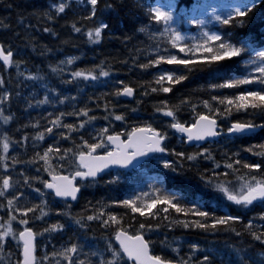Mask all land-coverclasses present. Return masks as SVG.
<instances>
[{"label": "snow or ice", "instance_id": "6c2138e0", "mask_svg": "<svg viewBox=\"0 0 264 264\" xmlns=\"http://www.w3.org/2000/svg\"><path fill=\"white\" fill-rule=\"evenodd\" d=\"M51 11H44L43 15L48 21L54 18L53 13L64 12L66 6H70V0H49ZM78 3L90 5L87 7V16L80 19H91L97 17L98 5L100 0H78ZM259 0H242V7H237L227 17L218 16L217 19L228 24L229 18L234 15L242 14V9H249ZM107 6V5H105ZM176 0H169L166 5L151 7L147 15L150 20L142 24L138 29L140 32H149L153 21L162 22L165 26L158 31L152 32L154 39L166 38L170 40V46L178 48L181 53H186L188 58H182L176 54H168L167 49L157 44L149 51L156 53L155 59L148 60L147 63L140 64L141 68H148L150 65H159L162 61L177 63L188 66L190 60L204 61L208 64L220 61L224 58H231L241 53L242 48L232 44L215 34H205L199 40H194L191 45L184 43L180 32L167 27L169 21L173 20L175 13ZM215 7L204 4H196L192 9H181L179 15L182 17L192 16L193 24H201V19L195 18L204 14V9L213 11ZM23 20V17L20 18ZM99 26L86 27L83 35L87 43L99 42L102 39V29L107 27L106 23L97 17ZM243 25L244 21H238ZM0 27L7 28L0 18ZM31 28L33 26L28 25ZM72 30L81 33V27L72 23ZM43 31L56 32L51 28H44ZM243 43L252 46L250 37L242 38ZM216 41L215 45L210 46L211 42ZM31 43V41H29ZM33 51L36 45L31 44ZM53 49L44 46V53L52 52ZM139 52V49H137ZM80 55H83L81 52ZM264 57V52L260 53ZM79 59L76 55L66 56L55 64L49 62L50 68L56 75L60 76V83H79L81 81L90 84L102 83L107 87V91H102L96 95L89 94L84 106L77 104V99L81 91L77 89L76 94H60L56 87H49L48 83L40 84L44 89V94L39 97L36 87H32L38 81H42L44 74L40 71V65H36V71H32L23 60L13 59V49L10 44L0 41V61L3 64V74H0V209L6 210L7 221L0 223V250L5 247L6 237H11L16 242L18 257L15 264H93L92 257L96 258V264H213L209 255H200L198 259H193L198 251H211L202 245L191 243L188 245L186 257L180 255V245L172 247L168 240L167 233L164 238L159 240L161 245L172 247L176 254V259H170L161 254H153L151 246L155 240L146 239L151 236L154 230L173 229L181 226L185 229H202L207 232L227 231L236 232L234 222L243 219L240 215L225 213L218 215L215 211H209L197 203H185L178 195L170 194L163 187L153 188L149 185L148 192L133 193L123 199H110L106 203L101 201H85L83 207L74 210L73 202L77 200L78 192L84 184H95L97 174L104 169L117 168L126 170L129 167H137L142 161L149 158V154H156V160L165 168L178 171L183 166L184 161L196 162L199 160H212L213 169H204L200 175L201 179L208 185L220 190L227 200L246 208L253 201L264 202V160L261 162H249L240 158L242 151L253 153L264 158V141L259 144H249L246 147L230 152L222 149L223 160H217L210 147H202V143L211 142L220 136H226L231 140L237 135H252L258 129L264 128V120L257 121V115L264 116V60L253 65L250 72L242 78L224 79L220 83L209 84L210 89H220L225 86L234 87L245 83L258 85L253 90H242L234 95H215L210 99L216 104H210L207 99L193 100L185 96L175 105H170L167 98L160 99L154 105L153 115L162 113L170 120L165 121V126H155L151 120H133L131 113L138 111L137 107L130 105H120L124 111H117L118 107L111 104L104 97L111 96L119 98L121 96L133 97L134 88L123 80H114L111 73L115 71L109 64L105 66V60L83 68L72 70L68 66L73 65V61ZM135 63V62H133ZM25 64L24 68L21 65ZM9 66H14L15 77L9 72ZM59 66V67H58ZM131 71V67H129ZM191 71V68H187ZM20 77H23L21 80ZM107 78V79H105ZM16 80L15 86L12 85ZM185 79L184 74H177L173 71L162 70L154 74L152 81H141L140 83L155 82L151 91L155 93H168L171 85ZM30 91L24 93V89ZM146 94V91L145 93ZM65 101H70L71 108L68 111H56L57 105H63ZM93 103L97 108L104 109L102 119L106 124L98 129L92 123L98 117L89 115V103ZM20 105L25 110V114L35 108L44 105L51 106V110L37 112L35 116L25 115V123H17L12 127V123L19 119L17 110L13 104ZM140 101L137 100V106ZM202 106V109L201 107ZM183 108L190 112L187 120H181L178 111ZM244 111L248 118L241 120H230L225 126L223 120L229 118L232 112ZM66 116L77 117L75 122H65ZM119 121L117 125L115 122ZM218 121H221L218 123ZM43 122V123H42ZM32 128L31 133L27 131ZM53 128L57 132L53 133ZM169 129L174 130L170 133ZM11 132V134H10ZM86 132L88 138L82 135ZM15 133H20L17 137ZM50 136L51 142L45 147L42 142L45 136ZM75 134V135H74ZM174 134L177 141H189L195 146L192 152H177L175 148L166 147L168 137ZM62 138H67L72 147H64ZM77 140L79 143H77ZM91 141V142H90ZM220 148V145H217ZM31 148L32 155L27 160H20L21 154H27ZM11 149V152H10ZM259 149V151H254ZM171 153L178 159H169L164 155ZM57 158V163H52V158ZM71 158V164L66 166V158ZM29 165L38 174L29 175L25 167L17 168V165ZM223 164L226 170L230 169L231 174L239 171L234 165H239L245 169L243 175L236 176L238 184L229 186L228 180H218L220 172L215 171ZM252 170H259L253 173ZM47 174V178H45ZM226 171L224 175H228ZM79 178V179H77ZM118 175H112L103 183L119 182ZM37 182L41 185L37 187ZM31 188L38 193V200L31 199L26 189ZM61 198L62 207H51L48 203V195ZM3 201H6L4 203ZM110 205H122L130 209V213H119L110 209ZM160 205L155 211H151L154 206ZM171 208L174 212L170 213ZM31 213V216L28 214ZM38 213V215H37ZM47 213H56L59 219L52 222L48 221ZM139 213L141 217L147 215L151 221L138 220L133 214ZM179 214H183L182 216ZM125 215L128 222L124 221ZM157 217L160 220L157 221ZM259 217V223H255ZM18 221L22 229L14 231L12 221ZM31 221H41L44 225L37 231L30 226ZM98 222L103 228L107 229L102 235L104 247L102 251H85V245L80 242L76 232L69 235L63 241L58 250L47 251V244L51 240V233L64 232L69 226H74L77 231L88 233L89 222ZM252 237L256 240L264 241V212L254 213L243 224ZM256 230H253V229ZM49 235L38 245L37 236ZM110 233V234H109ZM239 235V233H237ZM179 241L181 237L175 236ZM118 242V244H116ZM38 247L42 250V255L37 257ZM57 246L53 244V248ZM239 253L241 250L236 249ZM107 254V259L105 258ZM264 256V252H261ZM238 264H250V261L240 257Z\"/></svg>", "mask_w": 264, "mask_h": 264}, {"label": "trees", "instance_id": "16d2710c", "mask_svg": "<svg viewBox=\"0 0 264 264\" xmlns=\"http://www.w3.org/2000/svg\"><path fill=\"white\" fill-rule=\"evenodd\" d=\"M198 0H178L179 6L189 7ZM59 2V0H56ZM149 0H100L98 5L97 17L100 21L106 23L107 27L102 29V39L99 42L87 43L86 37L82 34L86 27L99 26L97 17L91 19H80V17L87 16V7L70 5L65 8L64 12L53 13L54 18L52 21H48L43 15L44 11H51L49 0H0V18H3V24L8 25L7 28L0 27V41L6 44H10L13 49V59L23 60L25 64L32 70L36 71V65H40V71L44 74L42 81L51 82L56 85L60 94H76L77 89L80 88L77 104L84 106L85 100L89 94L96 95L102 91H107V87L102 83L90 84L87 82L79 83H60L61 77L56 75L50 68L48 63L55 64L57 61L63 59L66 56L76 55L79 59L73 61L72 70L75 68H83L92 64L99 63L101 59L105 60V66L109 64L114 72L111 76L114 80H123L129 83L135 90V99H124L122 96L119 98H113L111 96L104 97L108 99L111 104H115L118 107L117 111H124L125 109L119 107L120 105H130L137 107L136 113H131L130 117L133 120H151L155 126H165V121L170 120V117H165L162 113L154 112V105L160 99L167 98L170 105L177 104L185 96L191 97L194 101L197 99H207L210 104L215 105L216 102L210 99L215 95H234L238 91L253 90L258 87L256 84L245 83L234 87L225 86L220 89H210L209 84L220 83L224 79L230 78H242L250 72V69L256 63L247 61V59L253 56V52L264 46V0H259V3L253 5L249 9H245L241 15H235L228 24H223L220 28L221 41L227 40L232 44H236L242 48L239 55L231 58H224L220 61L208 64L204 61L190 60L188 66L169 63L162 61L159 65H150L148 68L139 67L140 64L147 63L150 59H155L156 53L149 51V48L160 44L162 48L167 49L168 54H176L182 58H188L186 53H181L178 48L170 46V40L166 38L154 39L152 32L158 31L165 25L162 22L153 21L149 32H140L138 29L142 24L147 23L150 20V16L147 15L150 9ZM107 5V6H105ZM23 17V20L20 18ZM238 21H244L241 26ZM72 23H75L77 27H81V33L74 32L72 30ZM28 25L33 27L29 28ZM44 28H51L56 32V35H52L51 32L43 31ZM250 37L252 46L243 43L242 38ZM31 41V43H29ZM217 42H212L215 45ZM31 44L36 45V50L33 51ZM189 45L192 42H188ZM53 49L52 52H47L44 55V46ZM139 49V52H137ZM81 52L83 55H80ZM135 62V63H133ZM25 64L21 65V68L25 67ZM59 67V66H58ZM131 67V71H129ZM187 68H191V71H187ZM162 70L173 71L177 74H184L185 79L178 81L171 85V91L168 93H155L151 91V87L155 86V82L151 85L148 83H140L141 81H152L154 74L160 73ZM8 72L15 77L14 66H9ZM0 74H3V64L0 61ZM22 80L23 77H20ZM107 79V78H105ZM16 80H13L10 87H14ZM146 94H143L145 93ZM24 93L27 91L24 89ZM39 97L41 95L39 94ZM42 98V97H41ZM137 100L140 101L137 106ZM90 109L89 115L97 116L98 118L92 123L98 129L107 123L102 119L104 115V109L97 108L93 103H89ZM202 109V106H199ZM13 108L17 110L19 119L12 123L14 128L17 123H25V115L35 116L37 112L49 111L51 106L44 105L41 108H35L25 114V110L18 104H13ZM71 108L70 101H65L63 105H57L56 111H68ZM178 115L181 120H187L190 116V112L181 108L178 111ZM247 117L244 111L232 112L229 118L223 120L225 126L228 125L230 120L243 121ZM77 117L66 116L65 122H75ZM257 121L264 120V116L257 115L255 117ZM221 121H218V123ZM43 123V122H42ZM117 125L119 121L115 122ZM31 133L32 128L26 129ZM57 132L56 128H53V133ZM170 133H174L169 129ZM11 134V132H10ZM87 139V133L81 132ZM18 137L20 133H15ZM75 135V134H74ZM50 136H45V141L42 142L44 146L51 142ZM54 138V136H52ZM264 141V128L258 129L252 135H237L233 139L229 140L226 136L213 143L201 145L202 147H210L213 156L217 160H223L225 157L221 155L222 149H227L230 152H234L240 149L242 146L246 147L249 144H259ZM91 142V141H90ZM64 147H72L71 143L67 141V138H62ZM77 143L79 141L77 140ZM217 145L221 147L218 148ZM166 147L175 148L177 152H192L195 146H188L185 141L178 142L177 136L171 134L167 141ZM259 151V149H254ZM11 152V149H10ZM32 155L31 148H29L27 154H21L18 159L27 160ZM169 159L176 160L177 157L171 153L164 154ZM240 158L249 162H261L264 158L242 151ZM52 163H57V158H52ZM71 164V158H66V166ZM25 167V170L29 175L37 174L36 170L29 165H17V168ZM239 168V171L234 175L231 174V170H226L221 166L215 171L221 173L219 177H214L218 180H228L230 187L238 184L235 179L236 176L243 175L245 169L239 165H234ZM144 169L145 175L142 177L139 170ZM204 169H213L212 160H199L184 161L182 167L178 171H173L170 168H165L162 164L156 163L154 159L147 160L139 169L134 171H112L102 175L95 184H84L82 187V194L76 203H73V209H79L84 206L85 201L91 199L92 201H101L106 203L110 199H123L126 196L133 193L148 192L149 185L153 188L163 187L172 195H178L185 202L197 203L202 205L209 211H215L218 215H224L230 213L234 215H240L243 219L241 221L234 222L233 226L236 228V232L231 230L207 232L202 229H185L181 226H176L173 229H161L154 230L151 236H145L146 239L155 240L151 246L153 254H161L164 257L170 259H176V254L172 251V247L177 244L180 245V255L186 257L188 253V245L191 243H197L202 245L205 249L211 251H198L193 259H198L200 255H209L213 264H227L225 261V255L232 253L233 259L242 256L244 260L250 261V264H264V256L261 252H264V241L256 240L251 236L250 232L243 227L246 224L247 219L252 217L254 213L264 212V202L253 201L252 204L246 208L235 204L232 201L227 200L223 193L206 184L202 179L200 173ZM228 175H224L225 172ZM253 173L259 170H252ZM112 175L119 176V182L117 183H103ZM47 178V174H45ZM37 187L41 185L37 182ZM30 194L32 200H38V193H35L33 189H26ZM49 196V195H48ZM54 199V198H53ZM4 203L6 201H3ZM60 201L55 200V203L51 206L62 207ZM111 210L119 213H130V209L125 208L122 205H110ZM160 205H156L151 209L155 211ZM4 210V209H3ZM170 213L174 212L169 208ZM38 215V213H37ZM138 220L151 221V217L145 215L141 217L139 213L133 214ZM183 215V214H179ZM49 222L55 219H59V215L56 213H47ZM157 221L160 217L156 218ZM128 222V216L125 215L124 221ZM255 223H259V217H256ZM46 226L42 222L38 224L37 228ZM253 230H256L255 228ZM261 230H264L262 228ZM107 229L103 228L98 222L90 221L88 235L91 239L100 245V250H103L104 241L102 239L103 233ZM73 232L79 236L80 242L83 241V233L77 231L74 226H69L64 232L51 233V240L47 244L49 252L58 250L60 244L67 239ZM167 233L168 240L171 242L172 247L161 245L160 239L164 238ZM239 233V235H237ZM49 235L48 233H46ZM110 234V233H109ZM175 236L181 237L179 241L174 239ZM53 244L57 247L53 248ZM236 249L241 251L238 253ZM237 254V256H236ZM107 259V254H105ZM179 263V261L177 260ZM94 264V263H93Z\"/></svg>", "mask_w": 264, "mask_h": 264}, {"label": "rangeland", "instance_id": "374dc122", "mask_svg": "<svg viewBox=\"0 0 264 264\" xmlns=\"http://www.w3.org/2000/svg\"><path fill=\"white\" fill-rule=\"evenodd\" d=\"M149 6L150 8L153 6L158 5H166L169 3V0H149ZM204 4L209 5L211 7H215L213 11H208L207 9H204V14L202 16H197L195 18L201 19L203 22L201 24H193L191 21L193 19L192 16H185L182 17L179 15L181 9H187L190 10L196 4ZM70 5L75 6H85V4L78 3V0H70ZM90 6V5H88ZM242 0H198L197 2L193 3L191 6H179L178 0H176V8L175 13L177 15L174 16L173 20L169 21L167 24V27H170L174 29L175 31L180 32L181 36L183 37L184 43L188 44V42H194V40H199L201 37H203L205 34H212L215 33L221 38V32L220 28L222 27L223 23L222 20L217 19L218 16L220 17H227L232 11H234L237 7H242ZM68 7V6H66ZM245 9H242V13ZM240 15V14H238ZM235 16V15H234ZM231 16L229 18V21L234 17ZM215 42V41H213ZM212 43V42H211ZM189 45V44H188ZM213 44H210L212 46ZM264 52V46L257 48L253 52V56L247 61H251L253 63H259L261 60H264V57L260 56V53ZM47 82L49 87H56V85L52 84L48 81H38L35 84L32 85V87H36L38 93L41 95V97L44 94V89L40 87V84ZM26 91H30V88L26 89ZM156 163H159L156 159H154ZM160 164V163H159ZM142 177H144L145 172L144 169L139 170ZM38 174V173H37ZM39 196V194H38ZM48 203L50 206H52L55 203V199L49 194L47 197ZM6 203V202H5ZM31 216V213L28 214ZM7 221V213L6 210L0 209V223H4ZM41 221H31L30 220V226H33L34 230L37 231L39 228L38 224ZM12 227L14 231H19L22 229V226L19 225L18 221H12ZM83 233V232H82ZM47 237V234L45 233L44 236H37V244L39 245L45 238ZM83 243L85 245V251L91 250V251H101L100 245L98 243H95L90 236L85 235L83 233L82 236ZM40 239V240H38ZM42 240V241H41ZM40 241V243H39ZM5 247L0 250V264H15V261L18 257V251L16 249V242L11 239V237H6L4 241ZM9 247V248H8ZM38 257L42 255V250L38 247ZM48 251V249H47ZM237 256V254H236ZM93 263L96 264V258L92 257ZM239 258L233 259L232 253H228L225 255V261L227 264H238Z\"/></svg>", "mask_w": 264, "mask_h": 264}, {"label": "water", "instance_id": "95a60500", "mask_svg": "<svg viewBox=\"0 0 264 264\" xmlns=\"http://www.w3.org/2000/svg\"><path fill=\"white\" fill-rule=\"evenodd\" d=\"M134 94H135V91H134ZM123 98H125V99H131V98H133V97H126V96H122ZM221 137V136H220ZM220 137H217V138H215L213 141H216V140H218ZM187 142V144L188 145H192V143L191 142H189V141H186ZM202 144H205V143H202ZM194 146V145H193ZM155 154H149V158L150 157H153ZM147 160V159H146ZM146 160H144V161H146ZM144 161H142L137 167H139ZM137 167H129L128 169H126V170H132V169H135V168H137ZM113 170H117V168H111V169H104V170H102V172H100V173H98L97 174V177H96V179H98L100 176H102L103 174H105V173H107L108 171H113ZM77 179H79V178H77ZM80 193H81V189H80V191L78 192V196H77V200H78V198H79V196H80ZM56 199H59V200H61V198H59V197H55ZM76 200V201H77ZM75 201V202H76ZM117 244H118V242H116ZM177 264H179V263H177Z\"/></svg>", "mask_w": 264, "mask_h": 264}, {"label": "bare ground", "instance_id": "6f19581e", "mask_svg": "<svg viewBox=\"0 0 264 264\" xmlns=\"http://www.w3.org/2000/svg\"><path fill=\"white\" fill-rule=\"evenodd\" d=\"M48 236V235H47ZM38 240H40V239H38ZM42 241V240H41ZM39 243H40V241H39ZM9 248V247H8Z\"/></svg>", "mask_w": 264, "mask_h": 264}]
</instances>
